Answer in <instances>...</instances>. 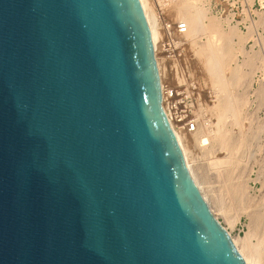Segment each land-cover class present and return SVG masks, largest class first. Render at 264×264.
<instances>
[{
	"label": "water",
	"instance_id": "95a60500",
	"mask_svg": "<svg viewBox=\"0 0 264 264\" xmlns=\"http://www.w3.org/2000/svg\"><path fill=\"white\" fill-rule=\"evenodd\" d=\"M0 264H247L166 115L140 0H0Z\"/></svg>",
	"mask_w": 264,
	"mask_h": 264
},
{
	"label": "bare ground",
	"instance_id": "6f19581e",
	"mask_svg": "<svg viewBox=\"0 0 264 264\" xmlns=\"http://www.w3.org/2000/svg\"><path fill=\"white\" fill-rule=\"evenodd\" d=\"M140 1L150 27L161 85L166 90L167 88H165L163 79L165 72H163V65L161 64V57H159L160 55L158 51L160 37L157 29L158 17L150 8H147L148 5L146 4V0ZM257 1L260 6L264 7V0ZM188 11L189 10H187V12ZM191 11L188 12L189 14L182 13L184 16L181 15L183 17V20L181 17V21H184L183 23H185L186 32L191 37L197 39L207 32L212 35H217L216 38L223 37L221 35L223 33L221 27L217 24V18L214 16L208 17L207 10H202L198 15H195L194 12L190 13ZM256 15H258V19H255ZM253 16L255 18H253ZM204 18L208 19V23L202 26L200 22ZM250 18H252L253 23L251 22L252 24L245 35L241 34L236 26L231 27V31L234 32L233 34L239 38V51H243V45L245 43H253L252 53L244 58L245 60L242 66L236 62L237 55L232 56V51L230 48L225 47L226 45L216 46V41L212 39L207 41L206 44L203 43L199 45V42H197V45L199 46L198 52L201 53L200 56H203V60H198L199 62L201 61L200 63L198 61L196 62L197 64L199 63L198 65H202L201 67L204 69L207 76L210 77L209 80L211 79L209 99L212 105L209 107L205 104L206 101L202 103V107H204V115L198 118V122L201 124L203 130L200 139L213 156L218 178V187L214 186L207 174V172L211 170H208V168L205 169L203 166L204 164L201 165V160L191 149L190 143L186 139L184 133L182 131L176 132V136L182 148L190 174L211 210L213 209L211 206L212 204L218 212L225 216L227 222L231 226L239 224L243 215L247 217L248 224L245 236L239 239L232 238L246 263L264 264V205H256L255 200L252 198V186L250 184L252 170L249 173H245L242 169H239L240 162L237 158L238 153L245 145H247L249 140L246 135L247 133L244 134L243 132V124L249 119L245 118V116L244 119H242V114L245 113L248 102L246 96L237 93V91L242 86H247V88L252 90L255 83V76L253 74L250 76L243 73V66H250L251 68L253 67V69L256 68V63L258 62L257 58L259 59L258 55L264 53L263 46L260 48L261 52L255 50V46L261 47V45H264V10L260 14H257V11L253 12L252 16L250 15ZM228 29L230 28L228 27ZM228 33L229 32H227V34L225 33V35L227 36ZM229 36L230 34L228 37ZM222 39L224 40V37ZM230 39L231 38H229V41H232ZM227 46L229 45L227 44ZM262 67L263 69H261L264 71V64ZM262 79L263 80L262 82H259L257 89L254 90L255 100H259L260 102L264 101V77ZM250 124L252 125L253 131L258 133L257 136L264 132V121H259L257 123L250 121ZM172 127H174V123H172ZM221 151L222 154L224 152L226 153L223 157H219L218 155V152ZM259 192L261 193V191ZM213 211L214 210H212V212Z\"/></svg>",
	"mask_w": 264,
	"mask_h": 264
},
{
	"label": "rangeland",
	"instance_id": "374dc122",
	"mask_svg": "<svg viewBox=\"0 0 264 264\" xmlns=\"http://www.w3.org/2000/svg\"><path fill=\"white\" fill-rule=\"evenodd\" d=\"M146 4L148 5L147 8H150L152 12H154V14L158 17L157 29L160 36L158 43V51L160 55L159 57H161V64L163 65V72H165L163 76L165 88L168 86L172 88L183 87L186 93V97L189 99L190 104H192L193 115L197 120L196 128L193 132H191V134H188L185 131L182 132L190 143V147L193 152L201 160V165L204 164L203 166L205 169L208 168V170H211L208 171L207 174L209 175V178L213 182L214 186L218 187V178L213 156L211 155L209 149H207V147L202 143L200 139L203 134V130L201 124H199L198 122V118L204 115V107H202V103L206 101L205 104H207L209 107H211L212 105L209 99L211 79L209 80L210 77L207 76L204 69L201 67L202 65H198L201 62H199L198 60H201L203 56H200L201 53L198 52L199 46L197 45V42H199V45L203 43L206 44L207 41L212 39L216 41V46L226 45L225 47L230 48V50L232 51V56L237 55L236 62L242 66L245 60L244 58L252 53L253 43H245L243 45V51H239V38L233 34L234 32L231 31V27L236 26L237 30H240L239 32L245 35L248 32V28L253 23V20L252 18H250V15L252 16V13L255 11H257V14L262 13L264 7L260 6L257 0H146ZM187 10H192L190 13L194 12L195 15H198L202 10H207L208 17L214 16L215 18H217V24H219L221 27V30L223 32H221V35L224 37L225 41L222 39L223 37H217V39V35H212L208 32L197 39L191 37L186 31L180 32L177 29V24L184 22L181 21V17L184 16V13L189 14V11L187 12ZM257 16L258 15H256V18L253 16V18L258 19ZM207 23V18L202 19L200 22L202 26ZM167 24H170L171 26L170 32L166 30ZM228 27L230 29H228ZM227 32H229L228 35L230 34L231 37L225 35V33L227 34ZM229 38H231L230 40L232 41H229ZM227 44L229 46H227ZM262 46L264 51V45H261V47L255 46V50L260 51V48H262ZM258 56L259 59H261L259 63V59L257 58L258 62L256 63V68L253 69V67L251 68L250 66H243L244 74L250 76L251 74H253L255 76V83L253 89L250 90L249 88H247V86H242L237 91V93L246 96V100L248 102L247 108L245 109V113L242 114V119H244L245 116V118H248L254 123L264 121V101H256L254 97V90L257 89L259 82H262V78L264 77V71L262 70V66L264 64V53H262L261 55L259 54ZM196 61H198L199 63L197 64ZM249 120H247L246 123L243 124V132L244 134L247 133L246 135L249 139V143L247 142V145H245L243 149H241L238 153L237 158L239 159L240 165L238 164L239 167L238 165L237 167L239 169H242L245 173H249L252 170V177L250 176V184L252 186L251 194L253 196L252 198L255 200L256 205L261 206V204L264 205V132H262L261 134L259 133L260 135L257 136L258 133H255L253 131L251 125L252 123L250 124ZM253 134H256L255 137ZM225 154V152L222 154V151L218 152L219 157H223ZM259 191H261V193ZM211 206L213 208L212 210H214V216L228 230L233 239H239L245 236L248 224V219L246 216L243 215L241 217V222L239 224L231 226L227 222L225 216L218 212L214 208V205L211 204Z\"/></svg>",
	"mask_w": 264,
	"mask_h": 264
},
{
	"label": "built area",
	"instance_id": "2783aa9c",
	"mask_svg": "<svg viewBox=\"0 0 264 264\" xmlns=\"http://www.w3.org/2000/svg\"><path fill=\"white\" fill-rule=\"evenodd\" d=\"M177 29L180 32H185V23L177 24ZM166 30L168 32L171 31L170 24L166 25ZM166 88L167 89L165 90L162 87L163 107L165 104L164 110L171 126L172 123H174V127H172L174 133L176 134V132L185 131L188 134H191L196 128L195 122L197 120L193 115V107L192 104H190L189 99L186 97L185 90L183 87L172 88L168 86Z\"/></svg>",
	"mask_w": 264,
	"mask_h": 264
}]
</instances>
